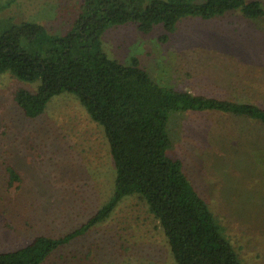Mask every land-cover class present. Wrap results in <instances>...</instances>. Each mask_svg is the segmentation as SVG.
Wrapping results in <instances>:
<instances>
[{"label":"rangeland","instance_id":"374dc122","mask_svg":"<svg viewBox=\"0 0 264 264\" xmlns=\"http://www.w3.org/2000/svg\"><path fill=\"white\" fill-rule=\"evenodd\" d=\"M264 6V0H260ZM84 0H0V32L24 21L49 34L70 31ZM155 25L140 34L114 25L101 35L108 58H133L159 86L264 106V20L234 11L184 17L166 41ZM38 82L0 73V251L35 237L81 229L112 198L116 167L103 126L72 93L26 118L13 97ZM170 116L168 155L208 202L244 264H264V129L215 112ZM13 171L17 179L11 175ZM137 195L58 247L43 264H176L159 222Z\"/></svg>","mask_w":264,"mask_h":264},{"label":"trees","instance_id":"16d2710c","mask_svg":"<svg viewBox=\"0 0 264 264\" xmlns=\"http://www.w3.org/2000/svg\"><path fill=\"white\" fill-rule=\"evenodd\" d=\"M234 11L264 20L260 0H84L65 34H49L28 21L0 32V73L39 83L34 92L14 93L22 114L36 118L53 96L74 94L103 126L116 167L112 198L81 229L57 239L41 235L19 249L0 251V264H43L58 247L107 219L122 198L134 195L160 223L176 264H244L181 161L168 155V122L173 113L215 112L264 129V106L159 86L135 58L121 64L101 45L109 26L132 24L146 35L160 25L166 41L184 17L209 20Z\"/></svg>","mask_w":264,"mask_h":264}]
</instances>
